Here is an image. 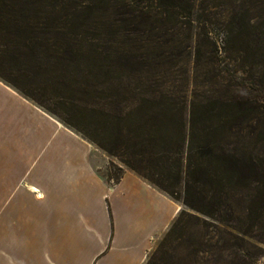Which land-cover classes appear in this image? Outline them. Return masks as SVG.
<instances>
[{"label": "trees", "instance_id": "obj_1", "mask_svg": "<svg viewBox=\"0 0 264 264\" xmlns=\"http://www.w3.org/2000/svg\"><path fill=\"white\" fill-rule=\"evenodd\" d=\"M0 81L182 204L143 264H255L264 0H0Z\"/></svg>", "mask_w": 264, "mask_h": 264}, {"label": "crops", "instance_id": "obj_2", "mask_svg": "<svg viewBox=\"0 0 264 264\" xmlns=\"http://www.w3.org/2000/svg\"><path fill=\"white\" fill-rule=\"evenodd\" d=\"M0 81V264H143L180 210Z\"/></svg>", "mask_w": 264, "mask_h": 264}, {"label": "rangeland", "instance_id": "obj_3", "mask_svg": "<svg viewBox=\"0 0 264 264\" xmlns=\"http://www.w3.org/2000/svg\"><path fill=\"white\" fill-rule=\"evenodd\" d=\"M221 35H219V42L221 43V39H220ZM8 86V85H6ZM10 87V86H8ZM12 90H14L12 87H10ZM15 91V90H14ZM16 92V91H15ZM23 97V96H22ZM25 98V97H24ZM27 99V98H26ZM28 101L32 102L34 105H36L37 107H39L41 110H43L44 112H46L47 114H49L50 116H52L53 118H55L57 121H59L54 115L50 114L49 112H47L43 107H41L40 105L36 104L34 101L27 99ZM60 122V121H59ZM61 124H63L62 122H60ZM64 125V124H63ZM66 126V125H64ZM68 129H70L71 131H73L74 133H76L78 136L82 137L77 131H75L72 128H69L68 126H66ZM86 140V139H85ZM89 142V141H88ZM93 149V153H94V158H95V165L98 166L100 168V173L104 176L106 174V167H108L110 162H113L116 166H122L125 171H130L129 169H127L125 166H123L118 159H116L115 157L109 156L107 155L103 150H101L100 148H98L96 145H94L93 143L89 142ZM111 170L114 171L115 169H113V167H111ZM166 194V193H165ZM167 195V194H166ZM180 205V208H182V204L180 202H178ZM193 231V229H192ZM165 233V232H164ZM164 233L156 240V242L154 243V245L151 247V249L149 250L148 254L151 252V250L157 245L158 241L160 240V238L164 235ZM204 234V235H203ZM196 237L192 238V241L195 242L194 244L198 245V241L203 240V241H207L205 240L207 238V234L205 235V229H201L199 232V235L194 234ZM223 240L225 239H229V236L226 234H223ZM199 237V238H198ZM251 241L255 242L253 239H251ZM189 243V241H184L182 242L180 248H179V258L177 260L176 264H204L206 263L205 258H211L210 255H208L207 253H203L200 254V256H203L204 259L200 260L197 258L196 263H192L191 259L189 258V256H186L187 253V246L186 244ZM259 246H261L262 251H258V255L254 258V256H250V255H245V252L240 251V255L245 256L246 261H250L251 259L255 261V264H264V245L261 243H257ZM189 248V247H188ZM244 249V248H243ZM230 249L229 251H221L222 255L224 256L225 259H229L231 257V254L229 255ZM147 254V256H148ZM147 258V257H146ZM190 259V262H188ZM146 261V260H145ZM188 262V263H187ZM251 264V263H250Z\"/></svg>", "mask_w": 264, "mask_h": 264}]
</instances>
